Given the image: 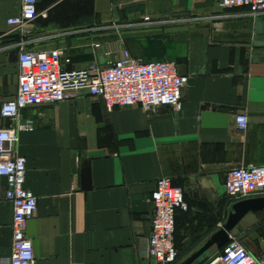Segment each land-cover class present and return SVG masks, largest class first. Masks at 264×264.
Instances as JSON below:
<instances>
[{"label": "crops", "instance_id": "crops-1", "mask_svg": "<svg viewBox=\"0 0 264 264\" xmlns=\"http://www.w3.org/2000/svg\"><path fill=\"white\" fill-rule=\"evenodd\" d=\"M21 4L0 0V130L10 125L1 111L18 92L22 45L61 50L66 70L107 67L128 51L148 63L173 61L189 77L181 111H109L82 92L21 112L32 122L20 133L19 152L26 188L38 198L27 230L36 264H159L147 251L163 178L184 191L188 205L177 211L174 240L175 264L186 263L228 219L235 203L226 195L228 172L264 165V13L222 10L217 0H38L41 16L23 35L8 24ZM240 115L249 119L246 131L237 127ZM6 191L0 177V264L13 244ZM253 221L264 224L250 215L243 228ZM243 230L233 234L260 254L263 236ZM224 246L192 264H209Z\"/></svg>", "mask_w": 264, "mask_h": 264}, {"label": "built area", "instance_id": "built-area-1", "mask_svg": "<svg viewBox=\"0 0 264 264\" xmlns=\"http://www.w3.org/2000/svg\"><path fill=\"white\" fill-rule=\"evenodd\" d=\"M217 2L222 10L246 8L254 15L264 13V0ZM40 16L38 0H22L20 13L9 19L8 24L25 35L26 29ZM20 50L18 92L1 111V117L10 125L0 130V177L7 182L6 199L14 209L12 255L3 264H36L27 230L37 212L38 198L26 188L27 160L19 152L20 133L32 128L31 121H22L24 109L56 105L86 92L101 98L109 111L133 106L145 113L162 107L181 111L183 91L189 82V77L180 74L175 62L148 63L128 51L107 67L91 65L86 69L66 70L61 50L35 51L26 45ZM236 123L242 131L249 127L245 115L238 116ZM225 188L227 197L234 202L263 197L264 165L230 170ZM152 203L154 215L147 253L159 264H175L177 211L188 210L184 191L174 187L172 180L160 179ZM209 264H264V247L260 254H254L232 234L222 252Z\"/></svg>", "mask_w": 264, "mask_h": 264}, {"label": "water", "instance_id": "water-1", "mask_svg": "<svg viewBox=\"0 0 264 264\" xmlns=\"http://www.w3.org/2000/svg\"><path fill=\"white\" fill-rule=\"evenodd\" d=\"M139 5L134 3L126 5L125 7H133ZM90 159L83 161V176L85 188H90L91 181V168ZM250 215L254 216L258 221H264V196L249 198L242 201L233 203L229 208L227 221L221 225L220 230L216 232L211 239L194 255L189 261L184 264H192L194 261L204 256L209 249L216 246L222 248L229 242L230 236L236 231H241L245 224V220ZM242 241V239H240Z\"/></svg>", "mask_w": 264, "mask_h": 264}, {"label": "rangeland", "instance_id": "rangeland-1", "mask_svg": "<svg viewBox=\"0 0 264 264\" xmlns=\"http://www.w3.org/2000/svg\"><path fill=\"white\" fill-rule=\"evenodd\" d=\"M243 229L244 230L248 229V230H246L248 233L245 234L244 237L247 236V235H251L253 233H257L256 235H258V233L261 234L263 236L261 238L262 239V243H263V240H264V224H259L258 225L257 223H254V221H253V222H249V227H244ZM262 248H263V246L261 247V245H260V250H262Z\"/></svg>", "mask_w": 264, "mask_h": 264}, {"label": "trees", "instance_id": "trees-1", "mask_svg": "<svg viewBox=\"0 0 264 264\" xmlns=\"http://www.w3.org/2000/svg\"><path fill=\"white\" fill-rule=\"evenodd\" d=\"M232 201V200H231ZM234 202V201H233Z\"/></svg>", "mask_w": 264, "mask_h": 264}]
</instances>
